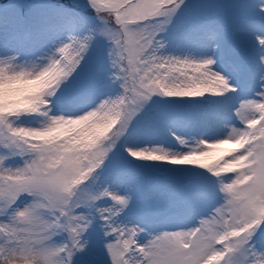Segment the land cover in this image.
I'll use <instances>...</instances> for the list:
<instances>
[{"label": "snow or ice", "instance_id": "snow-or-ice-1", "mask_svg": "<svg viewBox=\"0 0 264 264\" xmlns=\"http://www.w3.org/2000/svg\"><path fill=\"white\" fill-rule=\"evenodd\" d=\"M32 69L0 264H264V0H4L0 82Z\"/></svg>", "mask_w": 264, "mask_h": 264}, {"label": "clouds", "instance_id": "clouds-1", "mask_svg": "<svg viewBox=\"0 0 264 264\" xmlns=\"http://www.w3.org/2000/svg\"><path fill=\"white\" fill-rule=\"evenodd\" d=\"M25 70L28 71V69ZM30 71L32 75H29L27 77L22 76L17 78L20 81L19 84H14V82L11 80L0 82V91H3L4 93H8L9 91L15 89L16 91H20V92H32L34 90L42 88L43 85L46 83L47 77L40 76L36 79H32V76L35 75L38 69H32ZM31 98L32 97L30 95H24L21 97V101H27Z\"/></svg>", "mask_w": 264, "mask_h": 264}, {"label": "trees", "instance_id": "trees-1", "mask_svg": "<svg viewBox=\"0 0 264 264\" xmlns=\"http://www.w3.org/2000/svg\"><path fill=\"white\" fill-rule=\"evenodd\" d=\"M4 2V0H0V3H3Z\"/></svg>", "mask_w": 264, "mask_h": 264}]
</instances>
